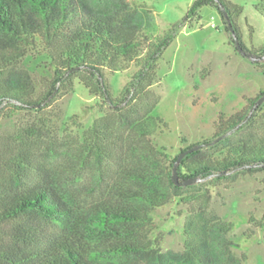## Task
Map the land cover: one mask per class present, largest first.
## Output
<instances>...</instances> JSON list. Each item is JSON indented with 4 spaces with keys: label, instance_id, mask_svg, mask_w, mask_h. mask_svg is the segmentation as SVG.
<instances>
[{
    "label": "trees",
    "instance_id": "1",
    "mask_svg": "<svg viewBox=\"0 0 264 264\" xmlns=\"http://www.w3.org/2000/svg\"><path fill=\"white\" fill-rule=\"evenodd\" d=\"M206 5L233 28L235 45L234 37L245 53L264 55V42L244 45L235 21L243 8L228 0H193L162 34H151V9L135 0H0V118L14 110L34 116L31 125L0 133V264H247L227 237L233 222L208 212L201 181L230 183L264 171V90L241 110L220 112L210 139L182 150L198 146L177 165L178 180L191 184L173 182L178 156L169 159L152 139L167 126L151 89L158 58ZM253 6L264 19V0ZM31 52L47 57L52 77L38 83L19 67ZM132 64L136 70L111 96L105 71ZM75 79L107 109L69 163L53 154L60 143L56 99ZM82 170L89 182L80 185ZM176 198L196 205L183 223V250H163L153 212ZM42 221L59 228L47 231Z\"/></svg>",
    "mask_w": 264,
    "mask_h": 264
},
{
    "label": "rangeland",
    "instance_id": "2",
    "mask_svg": "<svg viewBox=\"0 0 264 264\" xmlns=\"http://www.w3.org/2000/svg\"><path fill=\"white\" fill-rule=\"evenodd\" d=\"M135 1L151 9V34H162L184 17L193 0ZM228 1L242 6V13L235 19L236 25L244 45L257 49L264 42V19L255 10L254 0ZM199 14V18L181 26L162 51L157 61L158 80L151 87L158 99L155 113L167 124L152 139L169 159L176 158L192 144L210 139L220 112L227 116L233 114L248 106L249 99L256 98L264 90V55L249 58L240 53L225 19L215 6H202ZM19 67L38 83L52 77L49 61L42 54L31 52ZM136 68L132 64L122 71H105L111 96L119 95ZM56 104L60 108L56 123L60 143L53 154L61 162L70 163L77 159L74 156L79 153L84 131L103 115L107 104L102 97L91 95L77 79L73 80L70 90L57 97ZM261 109L260 114H264V105ZM73 115L77 116L73 118ZM33 119L28 112L14 110L8 117L0 118V133L27 127ZM75 177L79 178L80 185L89 182L85 170ZM201 183H206L210 193L208 212L233 222L227 237L240 244L234 252L237 255L246 253L247 264H264V171L239 175L230 183ZM194 203L176 198L153 212L157 230L164 236L163 250H183L182 227ZM41 224L50 232L59 228L50 221Z\"/></svg>",
    "mask_w": 264,
    "mask_h": 264
},
{
    "label": "water",
    "instance_id": "3",
    "mask_svg": "<svg viewBox=\"0 0 264 264\" xmlns=\"http://www.w3.org/2000/svg\"><path fill=\"white\" fill-rule=\"evenodd\" d=\"M223 13H224V15H225V17H226V15H227L226 12L223 11ZM227 22L230 24L229 19H227ZM230 31L233 33V28H232V27H230ZM234 40H235V43H236V45H237V47H238V51H239L240 53L246 55L247 57L251 58L252 55H251L250 53H245V52L242 50L241 46H239L238 41H237V38L234 37ZM263 99H264V96L261 97V98L258 100V103H260ZM197 148H198V146H193V147H190V148H188V149H186V150L180 152V154L178 155L176 161L174 162L172 180H173V182H174L176 185H188V184H191V183L193 182V180H191V179L184 180V181L180 182V181L178 180V174H177V172H176V168H177V165H178L179 161H180V160H181V159H182V158H183L188 152H191V151H193V150H195V149H197ZM197 180H198V179H196V180H194V181H197Z\"/></svg>",
    "mask_w": 264,
    "mask_h": 264
}]
</instances>
